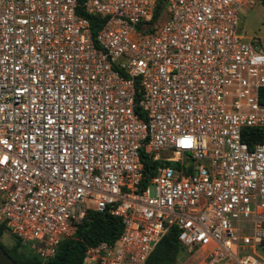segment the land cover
Instances as JSON below:
<instances>
[{
	"label": "built area",
	"instance_id": "obj_1",
	"mask_svg": "<svg viewBox=\"0 0 264 264\" xmlns=\"http://www.w3.org/2000/svg\"><path fill=\"white\" fill-rule=\"evenodd\" d=\"M159 1L0 0V223L43 261L93 209L122 230L83 264H144L170 228L182 264H264L259 0Z\"/></svg>",
	"mask_w": 264,
	"mask_h": 264
},
{
	"label": "trees",
	"instance_id": "obj_2",
	"mask_svg": "<svg viewBox=\"0 0 264 264\" xmlns=\"http://www.w3.org/2000/svg\"><path fill=\"white\" fill-rule=\"evenodd\" d=\"M80 2L84 0H79ZM264 4V0H261ZM164 1L160 0L154 12V16L162 10ZM78 11H81L80 9ZM90 20L93 33L100 27L101 18L95 14L84 13ZM242 139L249 146L257 142H264V128L247 127L242 132ZM159 161L145 162V171L150 172ZM122 230V222L119 217L109 214L107 211L99 212L89 209L85 217L78 223L74 235L63 240L54 258L49 261L41 260L36 254L16 256L14 251L27 248L15 238L13 250L8 249L0 240V245L19 264H83L84 253L88 245H95L101 241H114ZM5 226L0 223V239L5 232ZM178 230L170 228L157 242L144 264H178V258L184 248L177 239Z\"/></svg>",
	"mask_w": 264,
	"mask_h": 264
},
{
	"label": "rangeland",
	"instance_id": "obj_3",
	"mask_svg": "<svg viewBox=\"0 0 264 264\" xmlns=\"http://www.w3.org/2000/svg\"><path fill=\"white\" fill-rule=\"evenodd\" d=\"M240 20L237 26V32L245 36L246 39L264 41V4L261 0L255 2L252 7L241 6L239 9ZM166 16L163 15L161 22L164 23ZM1 242L8 249L13 250L15 237L5 231L1 237ZM16 256H26L35 254L29 248L18 249L14 251ZM258 256L264 257V249L258 251ZM184 262V253L178 258V264Z\"/></svg>",
	"mask_w": 264,
	"mask_h": 264
},
{
	"label": "water",
	"instance_id": "obj_4",
	"mask_svg": "<svg viewBox=\"0 0 264 264\" xmlns=\"http://www.w3.org/2000/svg\"><path fill=\"white\" fill-rule=\"evenodd\" d=\"M0 264H19L17 263L0 245Z\"/></svg>",
	"mask_w": 264,
	"mask_h": 264
},
{
	"label": "snow or ice",
	"instance_id": "obj_5",
	"mask_svg": "<svg viewBox=\"0 0 264 264\" xmlns=\"http://www.w3.org/2000/svg\"><path fill=\"white\" fill-rule=\"evenodd\" d=\"M184 143H185L186 145L188 144V142H187V141H185Z\"/></svg>",
	"mask_w": 264,
	"mask_h": 264
}]
</instances>
